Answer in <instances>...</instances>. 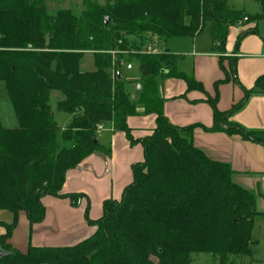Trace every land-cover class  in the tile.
<instances>
[{
	"label": "trees",
	"instance_id": "trees-1",
	"mask_svg": "<svg viewBox=\"0 0 264 264\" xmlns=\"http://www.w3.org/2000/svg\"><path fill=\"white\" fill-rule=\"evenodd\" d=\"M256 1L261 12L249 16L225 0H106L104 5L85 4L79 15L67 9L50 14L42 0H0V82L17 120L14 127L0 121V210L13 213L0 235V249L6 252L0 264H190L193 253H210L218 264H245L233 262L245 256L252 263L255 219L264 216L256 208L257 196L234 179L230 164L196 147L192 132L200 127L264 145V129L246 130L229 119L251 93H264V73L251 88L242 87L238 102L220 110L217 95L209 96L182 69L183 57L162 44L169 37H192L209 24L212 51L224 72L215 87L228 80L240 85L235 57H227L228 70L221 61L230 27L264 16V0ZM249 32H256L255 25L237 36L235 47ZM133 34L141 41L131 50L124 38ZM146 41L156 46L155 52L144 48ZM114 48L117 61L110 57ZM87 51L93 53V69L81 70ZM124 60L136 65L130 79L139 89L133 99L129 80L118 68ZM169 77L184 80L187 91L205 94L211 126L168 121L159 82ZM54 93L59 97L53 107ZM139 106L155 114V127L133 138L127 117ZM55 111L71 114L64 127ZM103 124L143 149L120 198L103 201L101 216L88 220L94 232L76 244H29L24 252L13 248L7 239L18 212L32 225L44 218L42 197H67L74 205L84 197L62 193V185L67 170L91 153L110 154V147L97 139V126Z\"/></svg>",
	"mask_w": 264,
	"mask_h": 264
},
{
	"label": "crops",
	"instance_id": "crops-1",
	"mask_svg": "<svg viewBox=\"0 0 264 264\" xmlns=\"http://www.w3.org/2000/svg\"><path fill=\"white\" fill-rule=\"evenodd\" d=\"M250 33L243 36L235 47L233 42L236 41V33L231 35L228 31L223 54L225 58L221 61L222 66L228 70L227 57H235L236 77L240 85L228 80L215 87V82L224 78V72L218 55L212 51L211 38L208 42L204 40L207 44H203V41H198V34L174 39L169 37L161 44L183 57L182 69L191 72L209 96L217 95L218 109L226 110L243 97L242 87L251 88L256 77L264 73V38L257 37V32ZM239 34L240 31L236 38ZM144 47L156 49L151 43ZM159 94L164 99L163 110L170 123L177 126H211L212 110L204 101L205 94L198 90L187 91L184 80L174 77L162 79L159 82ZM229 119L246 130L264 129V93H251L245 104L232 113ZM0 121L4 127H9L3 124L1 117ZM127 124L133 138L147 136L155 127V114H145L139 106L135 115L127 117ZM97 139L102 145L110 147V154L91 153L67 170L62 185V193H82L84 197L79 198L76 205L67 197H42L44 218L39 223H28L30 237L27 246H69L87 238L95 230V226L88 220L100 217L103 201L119 199L123 188L131 182V165L143 159L141 144H130L125 134L121 131L113 132L110 124L102 125L97 132ZM192 141L208 157L230 164L236 172L234 179L256 194V208L264 213V145L245 140L238 134L204 131L200 127L193 129ZM262 220L264 216L256 217L255 227L259 229L264 222ZM7 242L21 252L26 249L17 248L11 238Z\"/></svg>",
	"mask_w": 264,
	"mask_h": 264
},
{
	"label": "rangeland",
	"instance_id": "rangeland-1",
	"mask_svg": "<svg viewBox=\"0 0 264 264\" xmlns=\"http://www.w3.org/2000/svg\"><path fill=\"white\" fill-rule=\"evenodd\" d=\"M42 2L47 12L50 14L54 13L57 10L67 9L75 13L76 15H79L81 13L82 9L85 8L84 7L85 4H88V3H93L97 5L106 4V0H42ZM225 2L227 6H229L230 8L244 12L246 15H249V16L258 15L261 12L259 3L256 0H225ZM254 25L256 27L257 37L264 38V16H260L259 18L256 19V21H250L248 23H245V20H243L241 21L240 25L231 27L229 30V33H231V35L234 33L237 34L239 33V31L240 33H242L245 30L244 28L249 27V26H254ZM236 34L234 36V41L236 40ZM250 34L252 33L249 32L248 35ZM144 35L143 37H145ZM174 38H177V37H173L172 39ZM210 38H211L210 37V26L209 24L206 23L203 29L201 30V32L198 34V41H203V44H207L206 41L204 40H207L208 42V39ZM124 39H126L127 46H129L131 50L133 49L132 48L133 45L137 46L139 45L141 41L139 35H136V34L125 36ZM147 43L149 42L146 41L145 46L147 45ZM233 44H235V42H233ZM116 51H117L116 48H114L111 51L110 57L112 61H117V55L115 53ZM93 59L94 57L91 51L85 52L80 62V69L81 70L93 69ZM118 68L121 74L124 75V79L129 80V83L126 84V87L134 98L136 87L138 84L136 81H133L130 78H132V76L136 74V65L132 62L129 63L124 60L121 62L119 61ZM188 71H190V67L188 68ZM58 97H59V94L57 93H54L53 95H51L50 102L53 107ZM0 117L5 126L14 127L17 124V120L14 115L12 106L6 97V91H5L3 82H0ZM70 117H71V114L67 112L55 111V119L59 126L66 125L69 122ZM6 211L8 210H2L0 214V221L4 223V225L0 224V235L6 232L5 225L10 224L13 221V213L11 211H8L7 212L8 214L6 215L5 214ZM21 215H23V218H21ZM258 221L260 220L258 219ZM28 223L29 222H28V219L25 213L22 211L18 212L15 227L11 230L10 237L7 239V241L8 240L10 241V238H11L13 241V244L17 248H27L28 247L27 242L30 237V227ZM263 224L264 222H262V225H260L259 229L258 227H255V230L253 232V236L255 240L257 242L259 241V244H256L254 248L253 257H252L253 261L251 264H264V227H263ZM191 257H192V262L190 264H218L217 257L213 256L210 253H193ZM249 261H250V258L246 256L237 257L233 259L234 263L245 262V264H250L248 263Z\"/></svg>",
	"mask_w": 264,
	"mask_h": 264
},
{
	"label": "built area",
	"instance_id": "built-area-1",
	"mask_svg": "<svg viewBox=\"0 0 264 264\" xmlns=\"http://www.w3.org/2000/svg\"><path fill=\"white\" fill-rule=\"evenodd\" d=\"M243 20H245V18ZM240 23H241V21L238 22V25H240ZM146 50L147 51H150V52H155L156 51V49L155 48H152V47H147ZM101 127H102V125H98L97 126V129H96V132H98L101 129Z\"/></svg>",
	"mask_w": 264,
	"mask_h": 264
},
{
	"label": "water",
	"instance_id": "water-1",
	"mask_svg": "<svg viewBox=\"0 0 264 264\" xmlns=\"http://www.w3.org/2000/svg\"><path fill=\"white\" fill-rule=\"evenodd\" d=\"M108 21H109V18H108V17H104V25H107ZM136 89H137V90L139 89V85H137ZM94 141H96V139H95ZM5 253H6V252H4V251H2V250L0 249V256L4 255Z\"/></svg>",
	"mask_w": 264,
	"mask_h": 264
}]
</instances>
